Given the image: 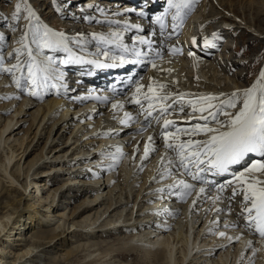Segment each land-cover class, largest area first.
I'll return each instance as SVG.
<instances>
[{"label": "bare ground", "instance_id": "bare-ground-1", "mask_svg": "<svg viewBox=\"0 0 264 264\" xmlns=\"http://www.w3.org/2000/svg\"><path fill=\"white\" fill-rule=\"evenodd\" d=\"M3 1L0 0V31L5 34L3 53L7 57L8 52L18 47L15 41L22 34L26 13L22 10L21 19L13 21L11 15L17 0H12L13 4L9 5L1 4ZM46 2L47 5L45 0H28L36 12L48 15L41 20L49 22L48 25L57 20L68 28L71 24L81 27L68 31L54 25L69 35L108 33L103 28L111 29L108 25L83 22L79 18L81 0H75L69 8L71 11L67 12H57L52 0ZM68 2L72 3V0ZM98 2L114 11L128 3L124 0ZM252 7H248L250 11H253ZM244 10L234 11L225 0H198L193 8L200 29L208 28L220 39L240 32L243 36H255L254 41L249 40L251 46L261 44L264 42L263 31L256 28L255 22L264 21H259L263 9L253 11L251 19L246 17ZM10 25L19 26L13 32ZM208 31L200 34L206 32L204 37H209ZM197 34L187 32L185 36L184 31L169 36L166 42L157 43L154 48L162 53L161 57L154 58L157 68L150 65L146 83L141 82L147 86L151 78L168 84L165 92L192 93L193 96L186 99H194L200 95L241 91L260 78L264 65L247 86L242 84L244 77L239 71L228 76L225 69L256 63L259 57L253 61H233V54L238 53L233 40L226 39L217 51L205 47L203 40L198 39L200 36L196 46L187 41V36L192 39ZM220 39L215 41L218 45ZM170 46L179 48L180 52L169 54ZM189 52L196 56H189ZM4 63H15V56L7 57ZM10 74L0 73V97H11L0 99V264H30L37 262L41 255H45L49 264H130L125 261L131 257L135 264H264V239L256 238L254 233L242 227H224L226 223L237 221L242 195L231 202L223 198L213 202L217 195L214 189L213 194H206L213 199L201 197L190 210L192 200L196 198L195 191L185 201L167 195L161 199L158 198L160 193L152 191L172 183L173 178L159 180L157 169L162 170V166L158 162L165 151L164 141L158 134L160 124L153 121L154 126L140 134L142 117L127 126L119 123L125 111L134 116L138 111V106L126 102L132 89L111 99L99 110L100 107H95L89 99L55 98L49 92L44 93L43 99L31 97L15 87ZM117 101H123L124 108L114 112L112 104ZM240 106L242 98L237 102V108L226 110L234 114ZM191 111V107H186L184 113H174L167 118L175 120L177 127L203 123L197 119L189 120ZM221 119L226 118L221 116ZM105 132L109 134L103 135ZM143 134L154 136L156 151L142 161L143 137H146ZM187 138L180 134L181 140ZM192 138L205 137L201 134ZM117 147L124 153L118 165L114 168L105 166L112 161L101 153H115ZM141 166L143 171L139 170ZM174 175L190 182V178L179 173ZM153 176L157 177L155 181L150 179ZM230 195L231 188H228L223 196ZM75 198L80 199L73 204ZM229 203L231 213L228 212ZM162 208L175 214L157 215V210ZM216 208L223 211L216 212ZM212 221L218 223L212 225ZM238 223H244L242 217ZM209 227L214 228L213 233L207 231ZM220 231L226 235L215 234ZM106 236L111 240L107 241ZM237 236L238 240L228 239ZM248 241H252L250 247ZM7 243H15L17 247L8 249Z\"/></svg>", "mask_w": 264, "mask_h": 264}, {"label": "snow or ice", "instance_id": "snow-or-ice-1", "mask_svg": "<svg viewBox=\"0 0 264 264\" xmlns=\"http://www.w3.org/2000/svg\"><path fill=\"white\" fill-rule=\"evenodd\" d=\"M198 0H166V6L163 11L152 16L151 22L159 26L160 35L167 39L175 35L179 28L183 26V21L192 12ZM57 12L65 11L71 8L75 3H69L68 0H52ZM26 23L23 25L22 34L15 43L18 47L8 52L7 57L15 56V63L5 65L7 57L2 48L5 46V34L0 31V73H11L12 83L17 89L26 92L31 97L38 99L44 98V91L56 89L57 93L61 88L71 91L66 83L65 72L61 69L62 65H83L90 66L87 74L91 75L95 69H115L131 66L130 71L123 79L109 85V90L113 95H124L128 88L132 91L127 94L126 102L138 106V111L134 116L131 112L125 111L123 118L119 120L121 125L127 126L140 117V128L138 131H145L147 127L160 124L159 136L164 141V153L160 157L158 167L159 180L163 181L167 177H172V183L152 190L160 193L163 199L165 195L175 196L180 201H185L192 192H196V198L192 200L190 210L194 209L198 199L207 196L208 192L215 189L217 195L215 200L227 199L229 202L238 195H242L241 213L237 214V221L226 223L224 227H242L245 231L254 232L264 239V69L261 70L260 78L252 86L232 92L230 94L220 93L219 95L207 94L200 95L194 99H186L193 96L192 93H173L165 92L168 84L150 79L145 86L135 73L137 66L151 65L153 69L157 68L154 58L161 57V51L154 48L155 41L144 35H135L132 37V44L124 42L125 33L136 30L142 31L141 25L131 23L128 20H116L114 17L127 13H134L136 8H122L112 10L98 2H86L81 0L79 7V18L86 23H97L108 25L111 29L108 33L93 32L84 34L77 32L75 35H68L62 30H55L47 23L41 21L37 12L28 3V0H17L15 11L11 15L13 21L21 19ZM140 16L145 15L144 9H139ZM75 15V14H73ZM171 16L172 31L165 35V17ZM19 25H10L11 31H16ZM213 39L203 37V45L209 48H216L215 42L220 37L217 33L212 34ZM191 44L197 45V38L192 37ZM146 46L147 50L141 48ZM78 51H76V50ZM94 49V50H92ZM47 50V53L46 51ZM168 52L176 55L180 49L175 46L168 47ZM51 53V54H48ZM64 53V56L55 54ZM189 56H196L189 52ZM198 60L199 57H196ZM27 69L26 73L23 71ZM19 73V75H17ZM115 79V78H114ZM175 81H173L174 83ZM117 84L123 87L117 88ZM146 88V91H145ZM95 90L89 89V93L82 97H72L76 100L95 99L102 102H110L109 96L94 95ZM11 97H0V99H10ZM18 98V97H17ZM242 98V106L234 114L226 109L237 108V102ZM170 101V102H169ZM186 107H191L188 113V119H197L203 123H196L192 127H177L176 121L167 117L174 113H184ZM124 108L123 101H117L112 104L115 112ZM199 113L198 116L193 115ZM221 116L226 119H221ZM115 115L113 119H115ZM215 125V126H211ZM174 128L175 131H169ZM111 130H109L110 132ZM109 132L103 133L108 135ZM180 134L189 137L186 140L180 139ZM203 134L204 139H193L194 136ZM154 136L149 135L144 144V153L140 157L143 161L147 159L150 153H154L156 148ZM136 150H134L135 152ZM105 158L110 159L112 163L110 168L118 165L120 158L123 157V150L116 148L115 153H101ZM250 157V163H247ZM247 163L242 171L236 172L234 168ZM140 171H143L141 166ZM174 173L190 178L177 179ZM226 174L231 179H225L222 183L217 177H224ZM155 181L156 176L150 178ZM197 184L200 185L197 190ZM231 188V195L224 197L226 189ZM216 212L223 209L216 208ZM232 208L229 203L228 212ZM157 215L175 214L168 209H159ZM243 218L244 223L239 224L238 220ZM216 225L218 221H212ZM209 233L214 232L213 227L207 229ZM220 237L226 234L223 231L215 233ZM229 241L238 240L239 237H228ZM252 241H248L250 247ZM253 249V254H255Z\"/></svg>", "mask_w": 264, "mask_h": 264}, {"label": "rangeland", "instance_id": "rangeland-1", "mask_svg": "<svg viewBox=\"0 0 264 264\" xmlns=\"http://www.w3.org/2000/svg\"><path fill=\"white\" fill-rule=\"evenodd\" d=\"M13 1L12 0H4L1 4L9 5V3L13 4ZM46 1H49V0H45V5H47V2ZM225 3L228 6H232L234 8V11H242L243 9H245L244 10L245 11L244 14L249 19H251L253 17V11H256L258 9H260L258 11H262V9H263V11H262L263 13L260 12L261 15L259 17L260 18L259 21L262 20V19H264V15H263L264 14V0H251V1L250 0H225ZM252 3H255V6L256 7L255 6L252 7ZM40 4L43 5V1H42V3L40 1ZM48 4H51L52 5V3H48ZM249 6H251L253 8V11H250L249 10V8H248ZM68 11H71V9L68 8ZM61 21H64V20H61ZM262 21L261 22H257L256 21L255 23H256V28L257 29L259 28V30L261 32L263 31L262 33L264 35V21L263 22ZM50 22L52 23V25L49 24L51 27L58 26V27H60L62 29H66L68 31H72L74 29H80L81 28V27H76L73 24H71L69 26V28H68L65 25L61 24L57 20H53V21H50ZM48 23L49 22H47V24ZM64 23H67L68 24V22H64ZM77 23H75V24H77ZM210 26H211L212 29L214 28V26H212V25H210ZM55 28H57V27H55ZM60 28H57V29L61 30ZM103 30L104 31H108V29H104V28H103ZM210 31H212V30H210ZM210 31H208V32H210ZM65 33H68V35H69V32H65ZM228 38H229V40H233L234 42H232V44L234 46H237V48H238V53L233 54L234 55V57L232 58L233 61H238V60H241V61L242 60H251V61H253L255 58H258L259 57L258 58V61L256 63H250V64H247V65L246 64L245 65H240L236 69L234 67H232L230 70L225 69V72L228 74V76H232L234 74V72H236V71L238 72L239 71L242 74V77H244V79L242 80V84L245 85V86H247L248 84H250V82L255 77V75L257 74V72H260L261 67L264 65V42H262L261 44H258V45L256 43L255 46H251V44L249 43V40L254 41L255 40V36H252L251 37V36H249L247 34L245 36H243L240 32H234V34H232L230 36H227L226 35V39H228ZM222 43H224V40L221 41V44L220 43H219V45L217 44L218 45L217 46L218 48L216 47L217 51L221 49ZM3 49L5 51V48L4 47L2 48V51H3ZM229 52L232 53L231 49L229 50ZM11 75L12 74H10V76ZM238 103H239V100H238ZM105 166H109V165H105ZM69 194L71 195L72 193L70 192ZM75 199L73 200V204L77 203L80 198H77L76 200ZM2 238L5 239V237H2ZM11 238H13V237H11ZM106 240L107 241L108 240H111V237H107L106 236ZM7 245L9 246V247L7 246V248L8 249H11V250H15V248L17 247L15 245V243L12 244V245H10V244L7 243ZM12 255H13V251H12V253L10 255V259L9 260H11ZM36 261L37 262H33V263H30V264H36V263L37 264H44V263L45 264H49V260L45 257V255H41L40 258H38ZM125 262H131L130 264H135V260L132 257L129 258L128 260H126ZM243 264H246V263H243Z\"/></svg>", "mask_w": 264, "mask_h": 264}]
</instances>
